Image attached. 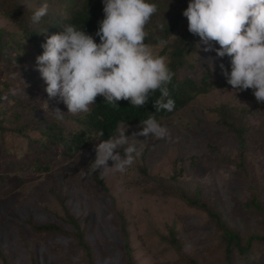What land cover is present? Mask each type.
<instances>
[{
    "label": "rangeland",
    "instance_id": "obj_1",
    "mask_svg": "<svg viewBox=\"0 0 264 264\" xmlns=\"http://www.w3.org/2000/svg\"><path fill=\"white\" fill-rule=\"evenodd\" d=\"M44 2L49 5L48 13L50 11L53 17H58L63 7H68L64 0H21V4L30 10L37 9ZM0 28L10 33L16 31L15 24L1 16ZM175 38L173 36L172 41ZM212 45L217 49L215 42ZM205 47L199 43L194 54L188 58V63L194 64L196 69L184 66L178 72L179 77H190L200 83L207 71L208 82L216 86L209 94L197 96L185 109L158 121L169 130V136L136 137L142 141V155L135 163L125 173L103 174L108 195L87 171L89 164L95 160L99 139L94 138L88 149L68 157L60 146L37 151L33 140L42 138L34 130L28 131V139L10 132L0 134V249L6 257L3 259L0 255V264L7 261L11 264H83L82 250L77 247L75 237L55 234L39 237L30 227V224H55L66 231H73L72 226L64 222L65 213L59 205V199L63 198L70 214L84 232L95 264H126L116 210L127 222L129 241L137 264H173L178 260L174 250L162 241L171 227L177 232L187 255L199 259L202 264H223L221 250L213 245V226L205 213L187 208L173 197L144 195L136 187L138 166L164 179L181 168L182 185H202L212 195L211 205L231 226L244 230L255 225L245 209L249 197L247 185L235 175L233 167L211 161L214 156L212 146L217 148L218 153L234 156L236 141L233 135L216 125V117L210 111L221 104L253 110L255 101L245 98L242 91L235 92L230 85L225 86L215 50L206 52ZM152 50L154 54L167 57L170 49L163 53L164 45H158ZM8 53L14 55L11 49ZM37 56L33 44L23 42L21 64L0 63V93L3 94L0 110L18 109L23 122H30L31 125L37 124V119L46 118L41 126L58 122L66 131L78 129L72 118L83 113L69 114L58 98H48L45 92L47 85L36 70ZM6 92L15 99L4 100ZM56 108L65 114L62 120L53 114L52 110ZM250 119L253 125L261 122ZM127 129L126 136L142 131L141 126H127ZM191 158L197 159L194 170L190 166ZM250 159L264 202L263 145L254 148ZM108 166H112L111 161ZM81 169L87 174H78ZM51 191L60 195L56 197ZM242 264H264V253Z\"/></svg>",
    "mask_w": 264,
    "mask_h": 264
},
{
    "label": "trees",
    "instance_id": "obj_2",
    "mask_svg": "<svg viewBox=\"0 0 264 264\" xmlns=\"http://www.w3.org/2000/svg\"><path fill=\"white\" fill-rule=\"evenodd\" d=\"M64 1L68 7H63L64 10L59 13L58 17L51 16L49 11L39 23H33L32 15L36 9L26 8L21 4V0H0V16L14 23L16 27V31L13 33L0 28V63H8L12 66L21 64L20 54L24 41L33 44L37 54L41 55L43 52L41 45L46 42V38L59 33L68 24L75 25L78 29L83 28L87 34L95 38L96 43H99V37L95 34L99 29V21L104 18L102 0ZM149 2L155 3L158 6V11L145 26L147 32L145 43L158 46L160 45L159 42L164 40L166 44H164L163 53L166 52V49H170L167 53L168 66L174 76L168 88L171 98L175 101V108L172 112L167 110L156 111L154 108L153 102L159 97V91L153 93L149 102L141 108L132 107L130 102L126 100L118 101L117 107H115L107 104L103 97L98 96L96 104L90 106V111L72 118L78 129L66 131L58 122H49L41 126V122L46 121V118L37 119L35 121L37 124L32 123V126L30 122H23L20 110L3 108L0 110V134L10 132L28 139V131L34 130L40 133L42 138L41 140H33L37 144V151L50 150V146H60L59 148L65 152L64 154L71 157L88 149L94 138L106 140L109 136L114 135L120 122L129 127L140 126V123L154 113L157 121H160L188 107L197 96L209 94L211 88L216 85L208 82L207 71L203 73L200 83L195 82L190 77L180 79L178 73L184 66L190 70L196 69L194 64L188 63V58L194 54L197 45L200 43V38L188 31V21L183 16V11L186 10L189 0H149ZM173 36H176L174 41L171 39ZM215 45L218 49L219 45L216 43ZM8 49L14 52L13 56L8 53ZM216 58L221 80L225 86H228L221 65L225 71L230 72L231 58L228 56H216ZM242 92L245 98L255 101L253 110L246 107H231L226 104H221L210 110L216 117V125L233 135L236 141L234 156L218 153L217 148L212 146L211 152L214 156L211 161L222 166L233 167L235 175L247 185L249 197L245 202V209L248 216L254 219V226H248L244 230L231 226L211 205L212 195L202 185L198 183L182 185L183 169L181 168L174 175L164 179V177L153 176L145 167L138 166V177L136 178V187L141 190L142 194L161 198L173 197L181 201L187 208L205 213L208 222L213 226V245L221 250L223 264H242L251 258L256 259L258 255L264 253V202L256 183L257 176L250 159L257 145L261 144L264 147V103L256 101L251 89ZM5 94L7 97L4 100L7 98L15 99L10 97L9 92ZM2 100L3 94L0 93V103ZM250 118L261 120V122L259 125H253L250 123ZM100 131H103V137L97 135ZM196 160L195 158L190 159V166L193 170L197 165ZM88 174L103 190L104 194L108 195L100 171H88ZM51 193L56 197L60 195L54 191ZM59 200V205L66 217L64 222L72 226L73 231H66L55 224H30L32 231L39 237L47 234L75 237L77 247L82 250L83 264H95L93 251L85 241L84 232L80 230L77 220L67 209L65 199ZM115 214L119 218V229L123 236L126 264H137L133 255L134 250L129 241L127 222L122 213L116 210ZM162 241L176 253L178 260L173 264H202L199 259L185 253L183 243L178 239V234L173 227L168 229V234L162 238ZM0 255L3 259L6 258H4L1 249ZM5 264L11 263L7 261Z\"/></svg>",
    "mask_w": 264,
    "mask_h": 264
},
{
    "label": "clouds",
    "instance_id": "obj_3",
    "mask_svg": "<svg viewBox=\"0 0 264 264\" xmlns=\"http://www.w3.org/2000/svg\"><path fill=\"white\" fill-rule=\"evenodd\" d=\"M102 3L104 18L95 34L99 43L83 28L68 24L41 45L43 52L36 57V70L47 85L48 98H58L69 114L77 115L90 111L98 96L115 107L118 101L126 100L132 107L141 108L159 91L154 108L172 112L175 101L168 85L174 73L168 58L154 54L153 46L145 43V26L158 6L149 0ZM48 8L47 2L41 4L32 15L33 23H39ZM183 16L187 18L188 31L206 46L204 51L215 50L217 57L231 58L230 72L223 65L221 69L232 90L251 89L256 101L264 103V0H189ZM212 42L219 48L214 49ZM159 43L164 45L166 41ZM12 94H16L14 90ZM52 112L57 119L65 116L58 108ZM140 126L142 131L126 136L127 124L120 122L114 135L99 140L95 160L87 171L100 170L101 175L125 173L142 155V141L137 136H169L155 113ZM97 135L103 137V131ZM87 171L81 169L78 174Z\"/></svg>",
    "mask_w": 264,
    "mask_h": 264
}]
</instances>
